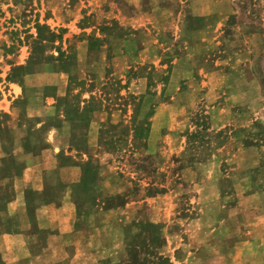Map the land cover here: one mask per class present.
Instances as JSON below:
<instances>
[{
	"label": "rangeland",
	"instance_id": "rangeland-1",
	"mask_svg": "<svg viewBox=\"0 0 264 264\" xmlns=\"http://www.w3.org/2000/svg\"><path fill=\"white\" fill-rule=\"evenodd\" d=\"M210 10L214 19L197 15ZM36 22L59 34L53 46L72 56L62 60L78 65L74 76L96 84L83 113L96 179L77 202L71 185L51 192L75 204L56 264H264V0H0V139L11 148L23 119L7 123L1 104L13 84L33 95L39 68L61 64L8 78L33 51ZM90 40L99 59L81 56ZM52 47L40 51L56 55ZM68 82L63 72L47 93L71 102ZM145 221L160 226L157 254L127 250Z\"/></svg>",
	"mask_w": 264,
	"mask_h": 264
},
{
	"label": "crops",
	"instance_id": "crops-1",
	"mask_svg": "<svg viewBox=\"0 0 264 264\" xmlns=\"http://www.w3.org/2000/svg\"><path fill=\"white\" fill-rule=\"evenodd\" d=\"M168 10V6H162L164 25L172 20ZM156 12L150 13L148 23L154 25ZM197 15L214 19L218 14L210 10ZM91 44L90 40L81 56L99 59L101 47L92 48ZM39 69L45 73V79L32 86L34 94H30L33 95H23L24 85L13 84L17 91L11 89V99L1 104V110L8 114L7 123L18 122L19 116L23 122L16 124L14 147L0 139V264H56L60 261L51 258L52 250L68 245L61 240L64 234L74 232L75 204L70 192L58 196L51 192L59 184L67 189L80 180L83 163L95 145L90 142L91 125L84 120L83 110L90 96L95 94L96 84L79 76L77 80L82 84L73 86L75 93L80 92L75 113L65 115L63 108L57 107L56 93H47V89L59 86L63 72ZM76 69L78 72V65ZM75 71L70 70V73L76 76ZM148 97L151 95L145 92L142 100ZM1 131L12 130L7 124ZM10 156L14 166L8 162ZM12 167L19 170L12 173ZM69 260L71 264L72 259Z\"/></svg>",
	"mask_w": 264,
	"mask_h": 264
},
{
	"label": "trees",
	"instance_id": "trees-1",
	"mask_svg": "<svg viewBox=\"0 0 264 264\" xmlns=\"http://www.w3.org/2000/svg\"><path fill=\"white\" fill-rule=\"evenodd\" d=\"M35 29L37 31V35L35 37V46H33V51H31V53L28 56V59L26 61L25 64L23 65H17V66H13L11 68V73L9 74V79L12 81L17 80V73L19 71H22L24 73H28L31 71V67H36L37 65H40L42 62H46L47 60H59L61 64H54L52 63V68L56 71H62L65 72L68 75V86L70 87L71 84L73 85H80L82 84V81H78L77 78L70 73L71 70V66H73L74 64L71 62H66L67 60L63 61L62 57L64 59H71V55H68V52H63L60 51L58 46H53L55 41H60L59 40V34H56L54 31L50 30L48 26L44 25V24H40L38 22L35 23ZM42 31L46 32V34H42ZM52 47L55 49V51L57 52L56 55L53 54H44L43 51H40L41 48H45V47ZM39 49V51L37 50ZM70 53V52H69ZM71 61V60H70ZM19 81V79H18ZM68 87V88H69ZM80 96V92H76L73 94L72 98L70 99L71 102H69L68 100V95L64 96L63 98L58 97L57 98V102L59 104H64L63 106V112L65 115L68 114V108L70 105H75ZM142 98V97H141ZM93 96H90L89 98V103H93ZM73 103V104H71ZM76 108V105L74 106V109ZM84 113V110H83ZM144 125H148V121L147 123L145 122ZM147 131V128L146 130ZM91 168H93V170H90ZM95 165H92L90 162V159L88 158L86 161H84L83 163V167H82V175L80 180L75 183L72 184V195L74 197V193L76 190H84L85 189V185L87 184V179H92L94 181L96 179V169H95ZM74 193V194H73ZM75 201L76 198L74 197ZM77 202V201H76ZM77 214H78V209H77ZM141 230L144 234V236H142V240L140 244H129L127 246V250L128 251H135L136 249H143L145 251H149L150 253L157 254V248L160 246V243L162 242L163 238H162V233L160 230V226L159 224H153L151 222L145 221L143 223L140 224ZM145 235H147L149 238V240H145L144 238L146 237ZM148 239V238H147ZM137 251V250H136ZM163 262H165V264H170L168 258L163 259ZM155 264H161V263H155Z\"/></svg>",
	"mask_w": 264,
	"mask_h": 264
}]
</instances>
